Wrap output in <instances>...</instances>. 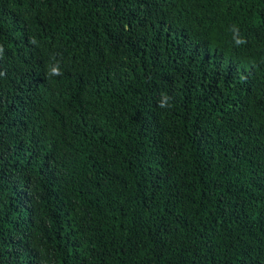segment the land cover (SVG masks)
Returning a JSON list of instances; mask_svg holds the SVG:
<instances>
[{
    "label": "trees",
    "instance_id": "16d2710c",
    "mask_svg": "<svg viewBox=\"0 0 264 264\" xmlns=\"http://www.w3.org/2000/svg\"><path fill=\"white\" fill-rule=\"evenodd\" d=\"M0 45V264H264V0H0Z\"/></svg>",
    "mask_w": 264,
    "mask_h": 264
},
{
    "label": "clouds",
    "instance_id": "9594fccd",
    "mask_svg": "<svg viewBox=\"0 0 264 264\" xmlns=\"http://www.w3.org/2000/svg\"><path fill=\"white\" fill-rule=\"evenodd\" d=\"M238 29H235L233 28V39H234V43L239 46L240 44H243L245 43L246 41H244L242 38H240L238 36ZM32 43H35V40L32 41ZM4 47L3 45H0V58L3 57V54H4ZM61 71H60V68H59V65L56 64V65H52L49 67V71H48V75L49 76H59L61 75ZM2 75V74H0ZM171 98L168 97L167 95H164L159 106L162 107V108H168V107H171V105L168 103V101L170 100Z\"/></svg>",
    "mask_w": 264,
    "mask_h": 264
}]
</instances>
